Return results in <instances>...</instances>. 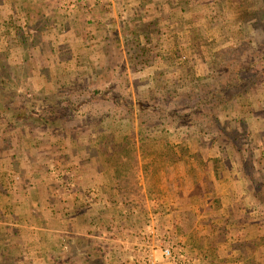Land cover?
Returning <instances> with one entry per match:
<instances>
[{
  "label": "rangeland",
  "instance_id": "1",
  "mask_svg": "<svg viewBox=\"0 0 264 264\" xmlns=\"http://www.w3.org/2000/svg\"><path fill=\"white\" fill-rule=\"evenodd\" d=\"M0 53V140L40 154L50 196L78 166L122 163L144 188L208 153L264 217V0H0ZM146 190L141 226L154 213L179 240L191 221Z\"/></svg>",
  "mask_w": 264,
  "mask_h": 264
},
{
  "label": "crops",
  "instance_id": "2",
  "mask_svg": "<svg viewBox=\"0 0 264 264\" xmlns=\"http://www.w3.org/2000/svg\"><path fill=\"white\" fill-rule=\"evenodd\" d=\"M30 155L35 158L31 165ZM38 155L28 151L16 155L0 140V258L4 262L121 264L125 248L133 241L131 232L142 227L144 203L135 192L139 188L162 191L172 203L170 219L191 221L188 232L177 234L178 241L200 259L199 264H251L246 260L253 257L264 262L263 242L252 252L253 243L257 245L264 236V217L253 213L254 200L246 182L233 170L216 169L217 154L198 155L195 163L180 159L173 165L174 173L172 167L167 174L159 172L154 176L158 182L144 188L130 180L123 168L115 172L103 162L97 168L78 166L71 171L76 177L72 188L54 184L55 197L39 183ZM125 195L131 200H125Z\"/></svg>",
  "mask_w": 264,
  "mask_h": 264
},
{
  "label": "built area",
  "instance_id": "3",
  "mask_svg": "<svg viewBox=\"0 0 264 264\" xmlns=\"http://www.w3.org/2000/svg\"><path fill=\"white\" fill-rule=\"evenodd\" d=\"M133 241L125 248L121 264H199L200 259L186 252L160 218L149 213L144 225L131 232Z\"/></svg>",
  "mask_w": 264,
  "mask_h": 264
},
{
  "label": "trees",
  "instance_id": "4",
  "mask_svg": "<svg viewBox=\"0 0 264 264\" xmlns=\"http://www.w3.org/2000/svg\"><path fill=\"white\" fill-rule=\"evenodd\" d=\"M19 31L20 29L19 28H17L16 29V31ZM8 31V30H7ZM6 32V31H5ZM0 56H1V53H0ZM246 64V67L245 68H243V67H241L238 71H237V73H238V75L239 76H241V74L243 73V72H245V70H248V62H246L245 63ZM228 85H230L229 83H227ZM223 88H225V87H223ZM10 91V87L8 86V85H6L5 84V81H3V79L2 78H0V95H2L3 96V94L4 93H7V92H9ZM38 102V101H37ZM38 104V107H40V108H43V105L40 103V102H38L37 103ZM120 165V166H119ZM123 164L121 163H116V164H114V169H116L115 170V172L116 171H121L120 170V168H123L124 169V173L125 174H127L128 173V170H127V168L126 167H124V166H122ZM126 169V170H125ZM250 189H251V192H252V196L254 197V193H253V188H252V186H251V183H250ZM258 202H260V204H263L264 205V198H261V199H256ZM260 239V242L257 244V245H255V242L253 243V248H252V252H254L255 250H256V248L257 247H259V245H260V243L261 242H263V244H264V236H262V237H260L259 238ZM241 244H243V243H241ZM246 262L247 263H251V264H264V262H260L259 260L257 261L256 260V258H252V259H247L246 260Z\"/></svg>",
  "mask_w": 264,
  "mask_h": 264
}]
</instances>
